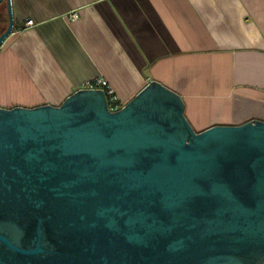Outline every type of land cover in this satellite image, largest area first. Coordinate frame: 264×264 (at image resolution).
<instances>
[{
    "label": "water",
    "instance_id": "1",
    "mask_svg": "<svg viewBox=\"0 0 264 264\" xmlns=\"http://www.w3.org/2000/svg\"><path fill=\"white\" fill-rule=\"evenodd\" d=\"M0 264H264V120L195 131L156 81L0 107Z\"/></svg>",
    "mask_w": 264,
    "mask_h": 264
},
{
    "label": "crops",
    "instance_id": "2",
    "mask_svg": "<svg viewBox=\"0 0 264 264\" xmlns=\"http://www.w3.org/2000/svg\"><path fill=\"white\" fill-rule=\"evenodd\" d=\"M11 6L13 30L0 45V107L59 105L101 77L123 105L149 81L167 86L195 131L264 120V0Z\"/></svg>",
    "mask_w": 264,
    "mask_h": 264
},
{
    "label": "built area",
    "instance_id": "3",
    "mask_svg": "<svg viewBox=\"0 0 264 264\" xmlns=\"http://www.w3.org/2000/svg\"><path fill=\"white\" fill-rule=\"evenodd\" d=\"M72 19L76 17V12H71L69 15ZM32 20H27L26 25H31ZM82 88L102 90L105 96L106 105L109 111H116L123 106L122 102L117 97L113 88L109 85L106 79L101 77L91 78L86 80Z\"/></svg>",
    "mask_w": 264,
    "mask_h": 264
},
{
    "label": "trees",
    "instance_id": "4",
    "mask_svg": "<svg viewBox=\"0 0 264 264\" xmlns=\"http://www.w3.org/2000/svg\"><path fill=\"white\" fill-rule=\"evenodd\" d=\"M8 22L7 12H6V3L2 1L0 3V33L5 29Z\"/></svg>",
    "mask_w": 264,
    "mask_h": 264
}]
</instances>
